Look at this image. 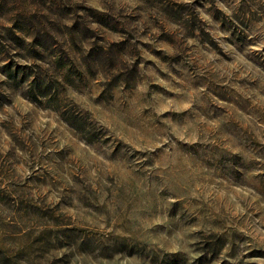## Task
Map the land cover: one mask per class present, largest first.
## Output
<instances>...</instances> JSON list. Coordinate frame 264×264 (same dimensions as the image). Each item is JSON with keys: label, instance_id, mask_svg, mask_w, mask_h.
<instances>
[{"label": "rangeland", "instance_id": "374dc122", "mask_svg": "<svg viewBox=\"0 0 264 264\" xmlns=\"http://www.w3.org/2000/svg\"><path fill=\"white\" fill-rule=\"evenodd\" d=\"M0 264H264V0H0Z\"/></svg>", "mask_w": 264, "mask_h": 264}]
</instances>
